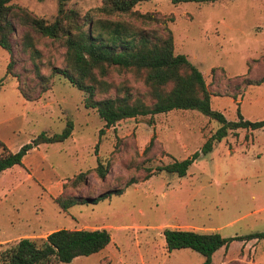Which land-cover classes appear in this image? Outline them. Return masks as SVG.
Listing matches in <instances>:
<instances>
[{
	"label": "rangeland",
	"instance_id": "1",
	"mask_svg": "<svg viewBox=\"0 0 264 264\" xmlns=\"http://www.w3.org/2000/svg\"><path fill=\"white\" fill-rule=\"evenodd\" d=\"M10 3L48 21L58 7V0ZM100 4L66 2L81 13ZM135 9L174 15L169 22L174 53L186 55L202 72L213 110L228 121L264 120V81L246 86L236 98L218 92L225 90L226 78L233 90L247 76L264 75V0H145ZM13 24L11 52L0 47V141L17 151L42 131L60 133L67 120L73 129L64 141L42 143L24 155L21 165L0 172V250L25 237L40 241L58 228H105L111 236L105 248L48 264H202L204 256L190 248L168 250L163 230L223 237L264 231V127L228 130L183 176L160 171L199 151L221 123L197 110L173 109L153 115V123L138 116L107 127L94 108L85 107V93L66 78L54 75L49 88L40 90L22 33L29 30L37 40L43 74L51 64H61L63 48L16 19ZM123 78L110 75L114 81ZM99 163L107 169L103 177L96 171ZM79 173L85 176L77 185ZM131 178L136 182L129 183ZM119 188L121 193L66 209L57 202ZM211 264H264V238L235 239L215 251Z\"/></svg>",
	"mask_w": 264,
	"mask_h": 264
},
{
	"label": "trees",
	"instance_id": "2",
	"mask_svg": "<svg viewBox=\"0 0 264 264\" xmlns=\"http://www.w3.org/2000/svg\"><path fill=\"white\" fill-rule=\"evenodd\" d=\"M67 1L58 0L57 12L53 19L48 21L21 9L14 10L11 0H0V47L11 52L10 37L15 31L13 19L29 26L41 38H48L52 43H57L63 48L62 62L59 65L51 64L49 74H43L42 54L36 48L37 40L29 30L21 35L23 48L31 50L33 71L38 78L40 90L49 88L54 75L66 78L85 93V107L94 108L107 127L122 119L138 116H149L147 121L153 123V115L173 109L197 110L221 123L199 151L183 160H174L160 166L158 170L183 176L188 166L201 153L209 152L213 142L226 136L228 130L239 127H264V120L249 121L240 116L238 121H228L220 111L211 108V92L202 72L186 55L174 53L173 34L169 26V22L174 20L173 14L135 9L137 3L145 0H101L99 6L85 13L67 7ZM13 61L11 59L7 65L9 72L12 71ZM113 73L124 78L114 81L110 79ZM225 80V90H218L220 94H215L236 98L246 86L262 83L264 75L259 78L247 76L239 84L233 85V90L230 78ZM72 129L73 122L67 120L60 133L49 135L42 131L17 151H11L0 141L3 148L0 153V172L14 165H21L24 155L42 143L64 141L70 137ZM152 141L151 139L149 145ZM96 171L103 177L107 169L99 163ZM84 176L85 173L77 174L75 183L78 185L83 182ZM135 182L134 178L129 180V183ZM120 189L108 190L96 197H58L57 202L66 209L87 201L96 202L112 192L121 193ZM163 236L168 250L190 248L204 256L202 264H211L213 254L220 247L235 239L264 238V231L223 237L218 232L203 233L190 229L165 228ZM110 241L111 236L105 228H58L40 241L25 237L1 249L0 264L68 263L77 256L100 251Z\"/></svg>",
	"mask_w": 264,
	"mask_h": 264
}]
</instances>
